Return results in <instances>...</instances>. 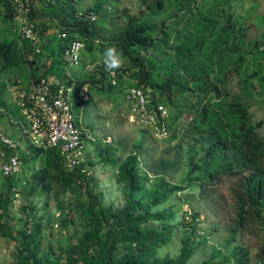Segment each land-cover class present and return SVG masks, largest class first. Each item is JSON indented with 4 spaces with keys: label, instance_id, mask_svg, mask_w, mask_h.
I'll list each match as a JSON object with an SVG mask.
<instances>
[{
    "label": "trees",
    "instance_id": "1",
    "mask_svg": "<svg viewBox=\"0 0 264 264\" xmlns=\"http://www.w3.org/2000/svg\"><path fill=\"white\" fill-rule=\"evenodd\" d=\"M136 1L139 15L124 13V30L111 38L102 37L103 41L99 40V20L85 17L94 10L102 13L106 0L81 16L77 0H57L44 7L48 19L61 24L68 34L66 40L54 35L48 73H40L37 65L44 52L37 55L26 41L22 45L11 25L2 31L0 78L24 67L31 84L50 74L68 85L73 83L63 60L73 39L82 40L90 52L96 49L102 54L106 46L114 45L126 58L123 67L107 72L102 60L94 74L76 78L77 89H141L150 106L163 105L168 110L171 131L163 140L169 148L155 162L150 157L142 161L143 141L138 151L115 160L124 198L118 207L105 203L95 176L66 170L58 148L31 146V155L24 161L37 159L38 166L27 185H22V194L27 200L45 197L46 209L53 198L57 221L66 234L58 244L50 242L53 235L46 236L45 231L53 230L52 220L38 217L32 201L23 207L25 216L15 218L12 203L18 182L2 172L0 236L16 243L15 264H196L192 258L205 242L197 241L201 213L192 210L188 219L179 220L176 206L181 205L182 195L199 206L202 202L204 207L205 203L215 205L223 188L229 190L231 201L225 222L228 237L223 249L213 250L211 260L197 264H250L251 254L241 237L264 231V137L259 131L263 123H254L251 113L255 97L264 95V32L261 41L249 40L245 18L237 15L233 0ZM0 8L5 22L11 23V0H0ZM33 17L38 23L36 12ZM38 27L42 29L39 23ZM91 63H97L94 56ZM111 73H115L116 86ZM126 76L131 81L126 82ZM5 83L0 82V113L10 109ZM86 104L87 100H75L77 114ZM15 112L19 114L17 108ZM0 148L7 156L17 154L1 143ZM110 158L108 153L102 160ZM89 164L94 166L90 160ZM181 168L185 176L176 182ZM70 225L75 228L72 233ZM179 234L180 253L159 256ZM262 255L260 264H264V248Z\"/></svg>",
    "mask_w": 264,
    "mask_h": 264
},
{
    "label": "rangeland",
    "instance_id": "2",
    "mask_svg": "<svg viewBox=\"0 0 264 264\" xmlns=\"http://www.w3.org/2000/svg\"><path fill=\"white\" fill-rule=\"evenodd\" d=\"M99 2L100 0H77L78 16L86 12L88 8H98ZM232 6L237 11V15L245 18L249 40L252 42L261 41L264 32L262 23L264 19V0H233ZM139 8V3L136 0H106L102 5V13H99V23L97 25L100 36L99 40L103 41L102 37H114L123 31L126 23L124 13L139 15ZM3 22L4 13L0 9V39L4 37L1 34V24ZM93 56L97 63H99L98 65L101 66L103 54L96 49L93 52L85 49L82 52L81 65L77 68L66 65L68 66L67 68L64 67L66 73L75 76L78 71L79 76H89L90 74L86 72V66L92 65ZM22 69L25 70L26 68L23 67ZM1 76L0 82H6L4 97L7 99L10 109L3 108L5 111L0 113V133L18 140L21 144L20 149L17 151L21 161V172L15 177L16 182H18V194H16V199L12 203V215L15 218L24 217L23 207L28 201L34 202L38 212L37 216L50 217L52 220L54 228L53 230L47 229L45 235L48 236L52 233L53 236L49 238L50 242L58 244V240L66 234V231L60 228L57 221L59 212L54 199L51 198L49 200L46 209L45 197L35 196L27 200L21 191L22 185H27L26 183L31 180L32 173L38 166L37 159L24 161V158L30 154L31 145L23 134L20 124L17 123L21 120V117L15 112L16 108L14 106V98L19 91V85L21 86L18 80L24 79L20 78V74H14V72L12 74H2ZM111 79L112 77L110 76ZM125 81L129 82L131 80L126 76ZM27 82H29V79H27ZM24 85L25 83H22V86ZM127 89L125 86H120L114 91L109 92L107 88L105 91H101L92 87L90 88V100L87 101L86 106L83 108L84 110H80L81 114H83L82 125L84 129L95 139L93 143L89 144L87 154L89 160L94 163V166H91L95 172L98 190L104 193L106 204L116 207L124 204V198L116 177L115 160L121 161L129 153L138 151L137 145L141 141L144 142V157H142V161L144 160L143 158L150 157V162L153 163L169 148V144L164 142V139L159 138L149 129L143 128L133 116L130 103L125 99V91ZM251 113L254 123H263L259 131L264 137V95L255 97ZM110 147L114 149L113 153L109 152ZM108 153L111 154L112 158L107 162H103L102 158ZM3 154L4 150L0 148V183L3 178ZM146 171H149V169H146ZM184 173V168H181L177 172L174 181L180 182L185 176ZM220 192L219 194L222 196H219V202L215 205L205 203L204 207V203L202 202L199 206L198 203L190 201L188 196L182 195L181 205L176 206L179 220L184 216L188 219V213L192 210H197L201 213L197 241L203 243L205 239V242L198 247L195 256L192 258L193 263L197 264L211 260L213 250L215 248L223 249L228 237V233L225 230V222L229 219L230 215V192L227 188L221 189ZM74 229L70 225L69 233H72ZM241 241L250 251V264H260L264 248V231L254 230L244 233ZM181 247V234H179L177 237H174L170 245L159 251V256L176 257L180 253ZM15 251L16 243L0 236V264H15ZM214 261L218 262V259Z\"/></svg>",
    "mask_w": 264,
    "mask_h": 264
},
{
    "label": "built area",
    "instance_id": "3",
    "mask_svg": "<svg viewBox=\"0 0 264 264\" xmlns=\"http://www.w3.org/2000/svg\"><path fill=\"white\" fill-rule=\"evenodd\" d=\"M57 0H11L12 4V33L20 43L28 42L32 45L37 55L43 53L46 38L42 36V29L33 17V13L42 7L55 4ZM96 22L99 15L92 11L85 17ZM57 35L66 40L68 34L61 24ZM85 43L79 39L68 42L64 53V62L74 68L82 63V52ZM99 63L86 66V72L91 74L97 69ZM112 83L117 85L115 73H111ZM78 92L76 82L68 85L49 77H43L37 83L21 88L15 98L14 105L19 111L20 124L25 137L30 145L36 149L58 148L64 159L65 168L69 172H80L87 177H94L95 172L89 164L87 148L95 141L94 137L84 129L82 116L75 109V95ZM125 99L130 103L133 116L139 124L161 139L170 136L169 112L163 106L152 107L143 90L130 88L125 91ZM14 121V120H12ZM0 143L13 151H18L21 144L0 133ZM2 172L5 177H16L21 172L20 157L15 154H3Z\"/></svg>",
    "mask_w": 264,
    "mask_h": 264
},
{
    "label": "crops",
    "instance_id": "4",
    "mask_svg": "<svg viewBox=\"0 0 264 264\" xmlns=\"http://www.w3.org/2000/svg\"><path fill=\"white\" fill-rule=\"evenodd\" d=\"M0 9H2V8H0ZM3 13H5L4 10H3ZM36 14L38 16V23L43 30L42 36L44 39L46 38V45L43 49L44 57L42 58V60L37 65L40 67V73H48L49 68L52 65V61H53V59L51 57V50L50 49L55 48V41H54L53 37H54V35L56 36V34H57V31L59 29V26H58L59 23L56 21H53L51 19H48V17L45 14L44 7L38 9ZM1 25H2L1 26V32L5 30V27H7L9 30L10 25L12 26V21H11V23L10 22L8 23V22H5V19H4V22ZM5 33H6V35H8L7 32H5ZM30 60H32V57L30 58ZM22 72H23V74H22ZM14 74H20V78L24 79V80H20V81L18 80V82L21 83V86L19 85V87H20L19 90L21 88H27L31 84V82H27V79H29V76H30L29 70H27V69L18 70L17 69L14 71ZM67 74H68L69 78L72 77L71 80L73 82H76V78L79 76L78 71L75 74V76L70 75L69 73H67ZM48 77L53 79V80H56L58 82H63V81L59 80L57 77H55L54 75L50 74V75H48ZM80 77H84V76H80ZM22 83H25V85L22 86ZM90 98H91V94H90L89 86H84L83 88L79 89L78 92L76 93L75 100L80 99V100L89 101ZM83 110L84 109H82L81 111H83ZM77 113H78V111H77ZM78 115L82 116L83 114H81V112H80ZM21 149H23V148H21ZM30 155H31V151H30V154L27 156H30Z\"/></svg>",
    "mask_w": 264,
    "mask_h": 264
},
{
    "label": "clouds",
    "instance_id": "5",
    "mask_svg": "<svg viewBox=\"0 0 264 264\" xmlns=\"http://www.w3.org/2000/svg\"><path fill=\"white\" fill-rule=\"evenodd\" d=\"M125 60L126 58L123 56V53L114 45H108L105 47L103 52V65L105 71L114 72L115 70L120 69L121 67H123Z\"/></svg>",
    "mask_w": 264,
    "mask_h": 264
}]
</instances>
